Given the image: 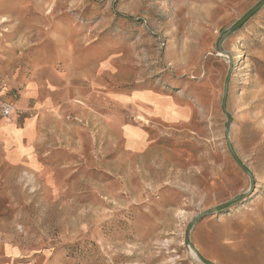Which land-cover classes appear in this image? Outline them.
Masks as SVG:
<instances>
[{
  "label": "rangeland",
  "instance_id": "374dc122",
  "mask_svg": "<svg viewBox=\"0 0 264 264\" xmlns=\"http://www.w3.org/2000/svg\"><path fill=\"white\" fill-rule=\"evenodd\" d=\"M261 1L0 0V104L37 83L54 100L36 159L0 167V242L37 264H200L186 229L248 192L190 245L264 264V7L217 47Z\"/></svg>",
  "mask_w": 264,
  "mask_h": 264
},
{
  "label": "crops",
  "instance_id": "0c3cea01",
  "mask_svg": "<svg viewBox=\"0 0 264 264\" xmlns=\"http://www.w3.org/2000/svg\"><path fill=\"white\" fill-rule=\"evenodd\" d=\"M40 89L41 88L37 83L36 94L38 95L39 99L22 95V92L20 93L19 98L16 99L14 107L19 110H25V112H28V110L31 112L30 116L23 118L20 124L18 118H15V120H8L6 118L3 119L0 117V167L5 168L7 165H9L10 168H18L23 162H25L26 159L27 162H29L27 154L24 153L21 156L18 155L17 151L19 150L20 146L24 149H30V155H32L33 159H36L35 154L40 139L45 137V135L49 136V134H52L53 129L51 130L50 128L48 129L47 127L43 126L41 121L45 116H47L49 121L54 120V117H52L53 114L48 113L51 107H53L54 100L53 98L49 97L50 94H46L43 97L41 95ZM30 103L32 106L28 107ZM38 103L40 108H37ZM33 115L35 116V122L32 129L33 131L28 130L27 134L21 138V141L18 145V143H16L13 139V136L9 135V131H11L13 126L15 129L24 131L25 121L30 120ZM10 152L11 154H8ZM40 257L42 258L43 255ZM40 257L32 256L26 252L23 253V251L19 249L14 243L0 242V264H37V260H40ZM45 258L42 260L44 261ZM43 263L44 262L41 264Z\"/></svg>",
  "mask_w": 264,
  "mask_h": 264
},
{
  "label": "water",
  "instance_id": "95a60500",
  "mask_svg": "<svg viewBox=\"0 0 264 264\" xmlns=\"http://www.w3.org/2000/svg\"><path fill=\"white\" fill-rule=\"evenodd\" d=\"M262 7H264V0H262L259 4H257L256 6H254L252 9H250V11L248 13L245 14L244 17H242L239 21H237L235 23V25H233L232 27L228 28L227 30H225V32L222 34V36L220 37V39L217 42V47L219 52H223L221 50V43L224 39H226L228 36H230L231 34L235 33V30L239 29L243 24H245L249 19H251V17L258 12ZM229 82V78L227 77L226 82H225V86L223 89V98H222V109L223 112L226 115V122H225V135L228 136V130L230 127V121H231V117L229 116V114L227 113V109H225V103H226V98H227V85ZM227 143H228V148L230 151V154L233 156L235 162L237 163L238 167H240L241 171L244 172V174L249 178V183H250V191L253 190V179H252V175L250 173L249 170H247L244 165L241 163V161L237 158V156L234 154L232 148H231V144L230 141L227 139ZM246 194H248V192L246 193H242L240 194V196L233 198L227 202H225V204L223 205H219L216 207H212L209 208V210L203 211L200 214H198L197 216L194 217V220L190 223V225L188 226V228L185 231V237H184V245L186 246V248L188 250H191L192 253L194 254L196 260L200 263V264H210L209 262H207L206 260H204L199 253L197 252V250H194L191 245H190V230L192 229V227L194 226V224L196 222H198L199 220L203 219L206 216H210L213 213H217L220 212L222 210H225V208L229 207L230 205L240 201L241 199H243ZM212 264V263H211Z\"/></svg>",
  "mask_w": 264,
  "mask_h": 264
},
{
  "label": "built area",
  "instance_id": "2783aa9c",
  "mask_svg": "<svg viewBox=\"0 0 264 264\" xmlns=\"http://www.w3.org/2000/svg\"><path fill=\"white\" fill-rule=\"evenodd\" d=\"M23 111H19L16 107L10 104H0V117L5 119H13V118H20L23 115Z\"/></svg>",
  "mask_w": 264,
  "mask_h": 264
},
{
  "label": "bare ground",
  "instance_id": "6f19581e",
  "mask_svg": "<svg viewBox=\"0 0 264 264\" xmlns=\"http://www.w3.org/2000/svg\"><path fill=\"white\" fill-rule=\"evenodd\" d=\"M7 119V118H6ZM9 120H11V119H9ZM12 120H14V119H12Z\"/></svg>",
  "mask_w": 264,
  "mask_h": 264
}]
</instances>
